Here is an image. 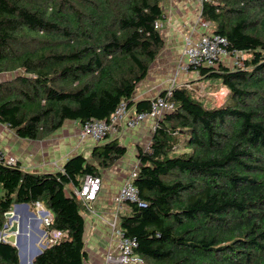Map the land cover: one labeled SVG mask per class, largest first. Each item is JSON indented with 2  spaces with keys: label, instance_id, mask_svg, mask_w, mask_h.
Returning a JSON list of instances; mask_svg holds the SVG:
<instances>
[{
  "label": "trees",
  "instance_id": "obj_1",
  "mask_svg": "<svg viewBox=\"0 0 264 264\" xmlns=\"http://www.w3.org/2000/svg\"><path fill=\"white\" fill-rule=\"evenodd\" d=\"M162 4L0 0V75L10 76L0 79V124L41 141L66 121H109L122 103L148 112L151 99L134 97L163 47L154 26L165 21ZM201 17L228 51L241 53L245 70L199 69L229 91L217 108L184 87L172 90L174 110L154 121L148 148L137 151L133 185L145 207L115 201L110 218L137 240L143 264H264V0H211ZM108 139L90 160L73 156L54 173L0 164V232L15 204L34 213L39 203L50 214L41 229L63 235L33 264H83V217L91 211L69 188H80L87 175L100 178L125 156ZM0 264H19L6 240Z\"/></svg>",
  "mask_w": 264,
  "mask_h": 264
},
{
  "label": "crops",
  "instance_id": "obj_2",
  "mask_svg": "<svg viewBox=\"0 0 264 264\" xmlns=\"http://www.w3.org/2000/svg\"><path fill=\"white\" fill-rule=\"evenodd\" d=\"M163 11L166 20L161 29L163 47L151 64L147 77L138 84L135 91V101L152 99L161 91L156 90L160 74L173 76L172 82L180 83L179 68L185 62L180 55L185 37L197 41L203 30L195 23L198 19L197 0H164ZM177 76V78H175ZM183 77V75H182ZM171 79V78H170ZM187 79H183L185 82ZM154 121L147 120L131 130L120 127L119 134L111 136L126 149L125 156L113 169L101 171V193L93 205V213L84 214L83 242L86 259L83 264H105L107 253H114V241H111V231L107 227L110 211L118 196V190L126 175L133 168H138V148L147 149L154 129ZM78 123L66 121L63 125L44 140H27L16 136L14 130L0 124V152L4 157L13 158L19 168L30 173H54L63 167L65 162L76 155H83L90 160L91 150L96 146L91 141L79 143L77 137ZM109 140V139H108ZM1 193V189H0Z\"/></svg>",
  "mask_w": 264,
  "mask_h": 264
},
{
  "label": "built area",
  "instance_id": "obj_3",
  "mask_svg": "<svg viewBox=\"0 0 264 264\" xmlns=\"http://www.w3.org/2000/svg\"><path fill=\"white\" fill-rule=\"evenodd\" d=\"M211 0H197L199 12L198 15H202V6L204 3H209ZM197 19V24L199 23L200 28L209 32L201 35L200 39L197 41L192 40L190 37H185L183 52L185 54V62L181 64L180 70L187 73L188 70L199 75V69H209L210 67H218L222 64L225 68H229L227 65L223 64L225 58L232 60V69L243 67V57L238 51H228L227 45L228 41L217 35L212 29L208 22L204 20ZM155 28L159 29L160 25L155 23ZM224 58V59H223ZM200 76V75H199ZM173 86L166 90L167 93L165 97L155 96L150 100L149 111L145 113H137L133 108H129L127 104L122 103L119 105L114 114L110 117L109 121L90 119L83 124H78L77 137L79 143H84L86 141H91L93 144H101L106 137L109 135H118L119 131L116 125H122L124 130L135 129L147 120L157 121L162 119L166 114H169L174 110V104L169 101L171 97L172 90L175 88ZM176 87H187L182 84ZM7 127V126H6ZM155 129V127H154ZM153 129V130H154ZM0 164L4 165H16V161L13 158L4 157L0 152ZM62 171V168L59 169ZM138 168H133L126 175L123 183L118 190V196L116 202L119 203H133L137 204L138 207H145L144 203L139 198V193L136 187L133 185L134 179L137 177ZM101 177H93L90 175L85 176L83 183L80 188L71 186L69 188V195L74 197L78 201H82L89 208L91 213L93 209L90 207L93 202H95L101 193ZM39 207L42 209L39 210ZM47 210L45 207L39 203L35 205L34 214L39 215L42 218L40 226L48 227L50 225V215L45 214ZM6 217L9 221L8 215ZM107 222L109 229L111 231V241H114V253H107L104 258L105 264H143V260L137 255L136 249L138 247L137 240L125 235V233L119 228L117 216H112L110 219L102 218ZM7 225L9 229V225ZM7 229V228H6ZM7 229V230H8ZM8 231L0 234V241H5L8 237ZM63 237L60 231H51L48 235L44 231L42 237V242L46 246H53L57 241L61 240Z\"/></svg>",
  "mask_w": 264,
  "mask_h": 264
},
{
  "label": "water",
  "instance_id": "obj_4",
  "mask_svg": "<svg viewBox=\"0 0 264 264\" xmlns=\"http://www.w3.org/2000/svg\"><path fill=\"white\" fill-rule=\"evenodd\" d=\"M8 217L9 235L6 241L17 249L19 264H33L34 259L45 250L41 243L44 231L40 228V219L30 211L27 204H15Z\"/></svg>",
  "mask_w": 264,
  "mask_h": 264
},
{
  "label": "rangeland",
  "instance_id": "obj_5",
  "mask_svg": "<svg viewBox=\"0 0 264 264\" xmlns=\"http://www.w3.org/2000/svg\"><path fill=\"white\" fill-rule=\"evenodd\" d=\"M252 4H253V2L252 3L250 2L251 6H252ZM253 6H255V5L253 4ZM162 12H163L164 20L167 21L166 20V16H165L164 11H163V4H162ZM199 20H202L201 16H199ZM164 22H157L160 25V27L158 29L160 31V35H161V29L163 27V23ZM195 25L198 28H200V26H201L199 23L197 24V22L195 23ZM211 29L213 30L212 26H211ZM202 30H203V34H206V33L210 32V31L207 32L204 29H202ZM180 55L185 59V54L183 52V49H181ZM223 64L227 65L229 68H232V66H233L232 60L229 59V58H225L223 60ZM243 66H244V64H243ZM243 69H244V67H243ZM179 73H181L183 75V77H182V75L180 77V80H179L180 83H184V85L187 86V87H184V88L187 89L188 91L192 92L193 94H195L198 97V99L203 101V103L206 106H208L210 108H217V107L223 106L225 103H227V101H228L227 98L229 97V91H227V89L222 85V82L220 80H217V79L209 80V79H207L205 77L201 78L199 75L193 73L190 70H188L187 73H185L182 70H180ZM168 76L169 75L160 74L159 79L164 81V83L161 82V81L157 82V86L155 88L156 90L159 89V91H161L163 89L164 91H166V90L170 89L173 86V82H172L173 76L170 75L171 79L169 78L168 81H166V78ZM9 78H10L9 75H0V79L1 80H5V79H9ZM175 78H177V76ZM183 79H187V80L184 82ZM176 86L177 85L175 84L174 87H176ZM186 151H187V149H179L178 153H182V152H186ZM48 214H49V212H48ZM22 216H23V214H22ZM37 217L42 221V218L39 215H37ZM109 232H110V230H109Z\"/></svg>",
  "mask_w": 264,
  "mask_h": 264
},
{
  "label": "bare ground",
  "instance_id": "obj_6",
  "mask_svg": "<svg viewBox=\"0 0 264 264\" xmlns=\"http://www.w3.org/2000/svg\"><path fill=\"white\" fill-rule=\"evenodd\" d=\"M120 127H122L121 124H120V125H116V128H117L118 131H119ZM111 136H115V135H109L108 137L105 138V140H107V139H108L109 137H111ZM105 140H104V141H105ZM104 141H103V142H104ZM40 209H42V207H39V210H40Z\"/></svg>",
  "mask_w": 264,
  "mask_h": 264
},
{
  "label": "clouds",
  "instance_id": "obj_7",
  "mask_svg": "<svg viewBox=\"0 0 264 264\" xmlns=\"http://www.w3.org/2000/svg\"><path fill=\"white\" fill-rule=\"evenodd\" d=\"M41 227V226H40ZM42 240V239H41ZM41 243H42V245H44V243L41 241ZM45 246V245H44ZM47 247V246H46ZM46 247H45V249H46Z\"/></svg>",
  "mask_w": 264,
  "mask_h": 264
}]
</instances>
